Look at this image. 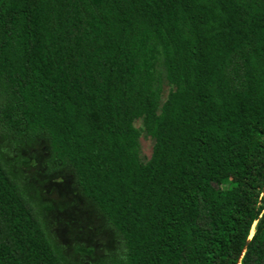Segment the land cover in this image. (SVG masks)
<instances>
[{
  "label": "trees",
  "instance_id": "trees-1",
  "mask_svg": "<svg viewBox=\"0 0 264 264\" xmlns=\"http://www.w3.org/2000/svg\"><path fill=\"white\" fill-rule=\"evenodd\" d=\"M263 188L264 0H0V264H264Z\"/></svg>",
  "mask_w": 264,
  "mask_h": 264
},
{
  "label": "rangeland",
  "instance_id": "rangeland-1",
  "mask_svg": "<svg viewBox=\"0 0 264 264\" xmlns=\"http://www.w3.org/2000/svg\"><path fill=\"white\" fill-rule=\"evenodd\" d=\"M170 88L171 87L168 85L167 81L164 80V84H163V97L164 98H166ZM8 145H7V142L6 143L3 142L1 143V148L5 152L4 153L5 155H13V152L11 151L10 147H8ZM153 145H154L153 139L143 134L141 137V155L144 160H148L151 157L152 152H153ZM256 226H257V222L254 224L253 232L255 231ZM61 240H64V242L67 243L65 237L62 238ZM94 240H95V237H94ZM94 240L90 242H93ZM95 243H96V240H95ZM94 244H91V245H94Z\"/></svg>",
  "mask_w": 264,
  "mask_h": 264
},
{
  "label": "water",
  "instance_id": "water-1",
  "mask_svg": "<svg viewBox=\"0 0 264 264\" xmlns=\"http://www.w3.org/2000/svg\"><path fill=\"white\" fill-rule=\"evenodd\" d=\"M262 195L264 196V188H263V194ZM251 238H252V236H251Z\"/></svg>",
  "mask_w": 264,
  "mask_h": 264
}]
</instances>
